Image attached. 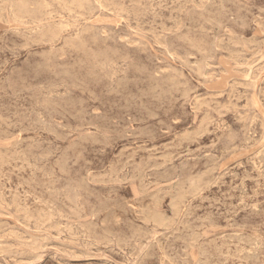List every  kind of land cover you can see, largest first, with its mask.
Segmentation results:
<instances>
[{
  "label": "rangeland",
  "instance_id": "obj_1",
  "mask_svg": "<svg viewBox=\"0 0 264 264\" xmlns=\"http://www.w3.org/2000/svg\"><path fill=\"white\" fill-rule=\"evenodd\" d=\"M0 133V264H264V0H0Z\"/></svg>",
  "mask_w": 264,
  "mask_h": 264
},
{
  "label": "bare ground",
  "instance_id": "obj_2",
  "mask_svg": "<svg viewBox=\"0 0 264 264\" xmlns=\"http://www.w3.org/2000/svg\"><path fill=\"white\" fill-rule=\"evenodd\" d=\"M59 2V1H58ZM131 2V1H130ZM201 2V1H200ZM141 3V2H140ZM202 3V2H201ZM14 4V3H13ZM46 4V3H45ZM62 4V3H61ZM131 4H132V2H131ZM139 4V3H138ZM198 5V4H197ZM126 6V5H125ZM199 6V5H198ZM73 7V6H72ZM197 7V6H196ZM133 8V7H132ZM140 8V7H139ZM143 8V7H142ZM199 8V7H198ZM128 11V10H127ZM142 11V10H141ZM123 13V12H122ZM140 13V12H139ZM40 14V13H39ZM141 14V13H140ZM180 14H182V13H180ZM217 14V13H216ZM57 15V14H56ZM220 15V14H219ZM41 16V15H40ZM224 16V15H223ZM136 17H138V16H136ZM218 17V16H217ZM227 17V16H226ZM220 19V18H219ZM179 20V19H178ZM242 20V19H241ZM181 21V20H180ZM67 22V21H66ZM199 22V21H198ZM213 22V21H212ZM67 24V23H66ZM175 24V23H174ZM181 24V23H180ZM216 24V23H215ZM219 24H220V22H219ZM238 24V23H237ZM69 25V24H68ZM176 25V24H175ZM179 25V24H178ZM243 25V24H242ZM202 26H204V25H202ZM219 26V25H218ZM180 27V26H179ZM50 29V28H49ZM68 30V29H67ZM211 31V30H210ZM66 32V31H65ZM83 32V31H82ZM169 33V32H168ZM41 34V33H40ZM79 36V35H78ZM189 37V36H188ZM47 38V37H46ZM54 38V37H53ZM48 39V38H47ZM189 39V38H188ZM225 39V38H224ZM206 41V40H205ZM42 42V41H41ZM79 42V41H78ZM233 42V41H232ZM234 44V43H233ZM237 44V43H236ZM164 46V45H163ZM65 48V47H64ZM221 49V48H220ZM223 49V48H222ZM199 51V50H198ZM58 53V52H57ZM203 53V52H202ZM169 54V53H168ZM55 56V55H54ZM102 56V55H101ZM235 56V55H234ZM65 57V56H64ZM125 57V56H124ZM180 57V56H179ZM193 57V56H192ZM178 58V57H177ZM106 59V58H105ZM113 59V58H112ZM121 59V58H120ZM239 59V58H238ZM47 62V61H46ZM238 62V61H237ZM236 62V63H237ZM50 64V63H49ZM238 64V63H237ZM111 65V64H110ZM113 66V65H112ZM99 69V68H98ZM110 70V69H109ZM111 71V70H110ZM102 73V72H101ZM90 76V75H89ZM253 77V76H252ZM94 78V77H93ZM78 79V78H77ZM177 80H179V79H177ZM100 81V80H99ZM168 81V80H167ZM95 82V81H94ZM174 83V82H173ZM186 84V83H185ZM120 85V84H119ZM171 87V86H170ZM180 87V86H179ZM237 87V86H236ZM157 88H158V86H157ZM232 88V87H231ZM162 89V88H161ZM233 89V88H232ZM176 90V89H175ZM164 92V91H163ZM166 92V91H165ZM168 92V91H167ZM190 92V91H189ZM212 95V94H211ZM216 96V95H215ZM213 97V96H212ZM212 102V101H211ZM208 104V103H207ZM212 104H213V102H212ZM235 104V103H234ZM209 105V104H208ZM209 107V106H208ZM236 107V106H235ZM237 108V107H236ZM240 108V107H239ZM212 109V108H211ZM214 109V108H213ZM212 109V110H213ZM228 109V108H227ZM225 110V109H224ZM219 111V110H218ZM217 111V112H218ZM208 114H209V112H208ZM222 115V114H221ZM206 116V115H205ZM245 122V121H244ZM221 125V124H220ZM244 125V124H243ZM9 127V126H8ZM208 128V127H207ZM11 129V128H10ZM205 129V128H204ZM251 130V129H250ZM203 132V131H202ZM205 133V132H204ZM1 134V133H0ZM202 135V134H201ZM8 138V137H7ZM248 138V137H247ZM18 144V143H17ZM23 144V143H22ZM14 146V145H13ZM248 146V145H247ZM14 148V147H13ZM14 151V150H13ZM19 153V152H18ZM6 154H9V153H6ZM223 155V154H222ZM65 168V167H64ZM138 168V167H137ZM63 169V168H62ZM214 169V168H213ZM205 174V173H204ZM116 178V177H115ZM122 178V177H121ZM145 178V177H144ZM214 178V177H213ZM114 181V180H113ZM207 184V183H206ZM145 187V186H144ZM181 187V186H180ZM204 187V186H203ZM202 188V187H201ZM147 189V188H146ZM192 189V188H191ZM181 191H183V190H181ZM192 191V190H191ZM199 192V191H198ZM188 194V193H187ZM178 196V195H177ZM183 196V195H182ZM191 196V195H190ZM193 197V196H192ZM177 198V197H176ZM178 199V198H177ZM176 200V199H175ZM183 202V201H182ZM158 204V203H157ZM175 204V203H174ZM178 204V203H177ZM180 206V205H179ZM186 206V205H185ZM180 207H182V205L180 206ZM177 209V208H176ZM180 209V208H179ZM144 212V211H143ZM150 212H152V211H150ZM159 212V211H158ZM177 213V212H176ZM152 214V213H151ZM150 214V215H151ZM161 214V213H160ZM180 214V213H179ZM143 215V214H142ZM153 216V215H152ZM177 216V215H176ZM179 216V215H178ZM148 219V218H147ZM150 219V218H149ZM153 219H155V218H153ZM163 221V220H162ZM160 222V221H159Z\"/></svg>",
  "mask_w": 264,
  "mask_h": 264
}]
</instances>
